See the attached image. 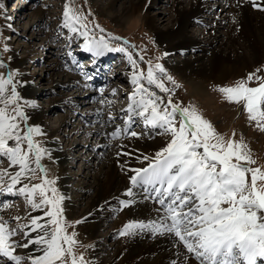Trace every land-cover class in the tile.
I'll return each instance as SVG.
<instances>
[{"label":"snow or ice","instance_id":"snow-or-ice-1","mask_svg":"<svg viewBox=\"0 0 264 264\" xmlns=\"http://www.w3.org/2000/svg\"><path fill=\"white\" fill-rule=\"evenodd\" d=\"M242 2L264 11L262 0H237L236 6ZM89 23L88 13L74 3L64 4L62 27L68 29L69 41L72 34L84 37L82 47L93 57L124 53L132 68L134 90L127 94L129 103L121 110L126 112L123 126L109 135L113 139L142 138L144 132L132 130L138 120L146 131L166 139L154 155L136 156L147 163L127 169L131 173L127 198L119 200L122 207L134 206L140 200L153 201L159 205L157 218L130 219L119 234L170 236L177 247L170 264H189L193 257L198 264H264V166H253L256 160L251 150L242 138H234V132L225 138L194 105L185 106L174 99L173 92L180 85L166 74L159 57L155 64L147 61L145 72L125 47L129 41L112 33L96 36L95 29L101 33L105 29L99 24L89 29ZM112 40L123 43L113 46ZM8 51L5 43L3 52ZM139 61H144L143 55ZM0 67H9L2 54ZM19 75L18 69L0 72V157L8 162V167L0 168V193L23 196L28 207L40 214L29 216L27 223H20L19 215L5 219L0 214V264H91L76 250L77 233L67 231L62 206L65 196L56 186L58 177H49L42 163V157H50V149L36 138L45 135L41 126L28 123L26 109L36 104L21 96L19 88L26 81L16 79ZM165 76L173 88L166 86ZM215 87L224 100L242 105L249 122L264 131V65L232 84ZM108 118L116 119L111 113ZM122 154L132 156L123 146L116 155ZM37 179L39 182H31ZM12 207L7 200L0 202V210ZM13 219L15 226L10 223Z\"/></svg>","mask_w":264,"mask_h":264},{"label":"bare ground","instance_id":"bare-ground-1","mask_svg":"<svg viewBox=\"0 0 264 264\" xmlns=\"http://www.w3.org/2000/svg\"><path fill=\"white\" fill-rule=\"evenodd\" d=\"M119 2L118 0H109L105 8L114 14L113 17L119 21L125 20V17L126 19L132 18L131 14L137 10V6L140 4L139 1L132 0L129 6L122 7L121 12H113V7ZM167 2L173 4L174 8L171 21L161 15L163 12L158 14L148 13V15H145V19L148 26L153 28L158 43L165 49V52L169 55L173 53L184 55L179 59H171L173 68L177 73L183 75V77L185 76L197 94L204 93L207 83L221 84L233 76L241 77L264 60V11L255 10L247 2H242L237 7V0H189L187 3L183 0H166L165 3ZM152 3L156 4V1ZM218 3L221 4V9L216 12L215 6ZM233 17H235V20H233ZM196 22H201V28L198 35L193 36L189 34V29ZM83 42V40L76 42L80 55L87 53L82 47ZM110 53L107 52L101 57H93L91 53L90 55L95 66H97L98 64L103 65V63L108 64L111 60ZM54 62L49 67V73L50 75L58 73L60 81H55L52 89L60 86H74V90L72 89L68 94L62 96L64 97L62 103H68V105H65L72 110L75 107L94 102L105 91L113 94L112 90L119 85L120 79L123 77L120 73L116 76L117 80L113 82L109 81L110 79L106 75L91 74L88 81H94V84L89 86L90 83L85 84L76 73L79 71H77L76 65L74 66L75 61L71 63L69 60L72 69L76 70L75 73L68 74L62 73L63 62L61 60L58 59ZM85 86L91 90L89 100H87L88 97L81 96ZM101 89H103L102 92ZM133 90L134 87L131 84L124 94L127 95ZM24 91L31 97L40 92L39 88L32 89L29 87H26ZM72 95L78 97L76 101L71 100ZM100 100L98 104L85 108L86 123L88 121L94 122V126L89 131H84L87 137L94 138L95 142H93L92 148L88 147V144L86 145V141L77 143V139L73 138L75 129L71 135L64 133L62 136L65 138L64 142L67 146L64 151L60 150L59 144L55 140L57 131L62 133L61 128L53 127L46 129L44 132L52 156L58 162L56 172H58L60 185L64 188V194H66L64 207L71 213H78L83 217L81 232L92 238H98L97 236H100V233L106 230V228L103 229L105 224L111 222L113 218H117L111 226V232L113 233H109L108 236L109 245H107V242L99 240V238L95 243L92 253L94 258L98 257V259L95 258L94 262L99 264H170V261L175 259L177 255V247L170 236L153 238L150 234L139 232L132 236H121L119 234V229L130 219L147 220L157 218L156 209L159 205L154 204L153 201L140 200L134 206L122 207L119 200L127 198L125 189L130 186L128 176L131 174L127 169L144 167L147 163L136 159V156L140 153L154 155L155 151L165 144L166 139L155 132L146 131L144 126L141 131L140 129L135 130L137 121L132 125V130L144 132L142 138L124 136L113 139L109 134L117 126L122 127L123 120L115 125L109 124L105 117H108V114L111 113L114 117L119 118L122 113L121 110L126 109V107L122 106L120 109L111 111L109 110V103L104 100L101 103ZM114 103H117V100ZM39 109L36 120L44 122V114L48 110ZM104 109H108V112H105ZM66 123L62 120V127ZM78 144L85 146L86 152L90 156L84 166L86 171L71 176L67 172L66 163L71 158V147ZM121 146H123L124 152H132V156L122 154L118 157L116 153L120 151ZM94 163L97 165H94ZM121 165L124 166L123 170ZM70 177L74 179L71 189L65 186L69 179L68 182H72ZM81 178H84L83 184H80ZM71 194H73V197L67 196ZM4 212L5 210H0V214L3 215ZM33 212V215L40 214L39 210ZM31 235L33 233H29V236ZM117 236L121 239L118 237L117 240ZM31 247L30 245L29 250ZM105 247L111 250L108 252L109 257L107 258L102 257L103 254L106 255L107 253V251L103 253ZM189 264H198V261L193 257L190 258Z\"/></svg>","mask_w":264,"mask_h":264},{"label":"rangeland","instance_id":"rangeland-1","mask_svg":"<svg viewBox=\"0 0 264 264\" xmlns=\"http://www.w3.org/2000/svg\"><path fill=\"white\" fill-rule=\"evenodd\" d=\"M118 1L120 2L113 7V12H121L122 7L129 6L132 0ZM136 1H139L140 4L137 6V10L131 14L132 18L126 19L125 17V20L122 19L119 21L113 17L114 14L105 9L109 0H0V3L4 5V8L0 9V13H3L0 14V34H2V36H0V54H2V58L9 66L8 68L0 67V72L6 74L9 69H18L20 75L16 77V79L26 81V83H22L19 88L21 96L25 99L35 101L36 104L35 107L29 106L26 109L27 114L29 115L28 123L40 125L43 132H45L46 129H51L53 127L61 128L62 133L61 131H57L55 134V140L57 141V144H59L60 150L62 149L61 151L67 149L64 142L65 138L62 136L64 133L71 135L74 129L76 131L73 138L77 139V143L80 141H86V145L88 144V147L92 148L93 142H95L94 138L90 136L87 137L84 131H89V129L94 126V122L88 121V124L86 123L85 119L87 116L85 108L98 104L99 99H101L100 101H107L110 105L109 110L111 111L120 109L122 106L126 107L124 105H127L128 103V95L124 94V92L131 86L130 76L132 68L126 55L121 52H111L110 62L108 64L103 63V65L98 64L97 66H95L90 53L87 51H85L87 53H82L83 55H80L76 42L79 40L84 41V37L72 34L73 38L69 41L68 29L62 27L64 4L66 2H71L85 13H88V20L91 22L88 24L89 29H92L95 24H99L105 29L104 33H101L99 29H95L94 34L96 36H107L108 33H112L115 36L125 38L127 41L129 40V44L125 45V47L133 53L134 59L137 60L138 67L143 68L145 72L148 66L147 61L152 60L153 64H155L157 62V57H159V63H161L166 69V74L172 76L176 84L180 85V87L175 88V91L173 92L174 99L183 102L185 106L194 105L202 115L212 123L216 131L223 134L225 138L232 137L234 132V138H242L251 150V154L256 160V164L253 166H264V131L258 129L254 123L249 122L247 113L243 110L242 105L224 100L222 94L219 93L215 87L216 85L232 84L238 78L245 77L247 73L264 65V60L258 66L254 67L255 69L253 68V70L246 72V74L241 77L233 76L221 84L207 83L206 88H204V93L197 94L194 92L193 87H191L185 76L183 77V75L177 73L175 68H173V62L171 59H179L184 55L179 53L169 55L165 52V49L158 43L153 28L148 26L145 19V15H148V13L158 14L163 12L161 15L171 21L174 13L173 4H169L168 2L165 3L166 0ZM154 1H156V4L152 3ZM183 1L187 3L189 0ZM45 5H47V7H45ZM220 7L221 4L218 3L215 6V11L217 12L218 9H221ZM200 28L201 22H196L190 27L189 34L193 36L198 35ZM5 43L9 45L8 52H3V45ZM122 43L123 41H111L113 46ZM133 45L135 47H133ZM164 53H167V55H163ZM141 55L144 57L143 62L139 61ZM9 57L11 59H9ZM58 59L63 62L61 67L63 74L75 73V70L77 69L80 73H76L81 77V81H84L85 84H89L88 77H90L91 74L101 76L106 75L109 77V81L113 82L117 80L116 76L120 75V73L124 78L122 77L119 85L115 86V93L109 94V92L105 91L104 94L101 95V97L98 96L94 102L75 107L72 110L65 105H68V103H62V100L64 99L62 96L68 94L72 89L74 90V86H60L52 89L54 82L60 81V77H58V73H52L50 75L49 67ZM69 60L71 63L75 61V70L72 69ZM80 66H83L82 71ZM87 70H89V72ZM88 73H90V75ZM163 79L165 80L167 87H174L173 83L166 79V76L163 77ZM255 83V81L250 82L252 86H254ZM90 84H92V81ZM26 87L32 89L39 88L40 92L34 97H31L24 91ZM90 92L91 90L85 86L81 92V96L85 98L88 97L87 100H89ZM70 98L72 101H76L78 97L72 95ZM115 100H117V103H114ZM39 108H43L46 111L48 110L44 114V122L36 120L40 110ZM107 110L104 109L105 112H108ZM125 114L126 112H122L119 118L111 121L108 117L105 118L109 124L116 125L123 120ZM62 120L67 122L64 127L61 125ZM136 123L135 130L140 129L141 131V128H143L142 123L138 120ZM73 125H75V127H73ZM36 138L42 140L44 146L50 149L47 145L48 140L46 134ZM70 155L71 158L66 163L67 172L71 174V176H74L76 173L80 174L82 171H86L84 166L90 156L88 152H86V147L82 146V144H78L77 146L74 145L71 147ZM42 163L48 169L47 174L49 177H58V172H56L58 162L57 159L52 156L51 149L50 157L48 155L42 157ZM94 165L97 164L94 163ZM5 167H8V162L6 159L0 157V168ZM39 175L40 174L38 173V176ZM70 178L72 182H68L70 181L69 179L65 186L71 189L73 187L74 179L72 177ZM31 182L36 183L39 182V180L37 179ZM83 182L84 178H81L80 184H83ZM56 186L65 196L66 194H64V188L60 185L59 178L56 181ZM5 194L6 193H0V202L7 200L13 205L11 209L5 210L3 214L5 219L19 215L21 217L20 223H27L28 217L33 215L34 210L28 207L23 196L14 193H9L7 196H5ZM75 194L77 195V193ZM67 196L73 197V194ZM64 202L65 199L62 202V206L64 208L63 215L69 225L67 231L72 232L74 230L77 233L76 239L79 243L76 246V250L84 253L85 258L90 261L91 264H99L94 262V259H98V257L94 258L92 249L98 241V238L99 240L101 239L107 242V245H109L108 243L110 242L108 236L109 233H113L111 232V226L115 223L117 218L115 217L111 222L105 224L103 229L106 228V232L102 231V233H100L101 235L97 236L98 238H92L81 232L80 228L83 222V217L78 213L73 214L68 211V209L64 207ZM76 221L82 222L73 223ZM10 223L12 226H15L17 222L13 219ZM118 237L119 236L116 238L117 240L119 238L121 239V237ZM107 247H105V252H103L106 253L107 251L106 255L103 254V258L109 257L107 254L111 250Z\"/></svg>","mask_w":264,"mask_h":264}]
</instances>
